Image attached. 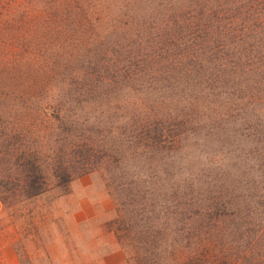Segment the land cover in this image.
Listing matches in <instances>:
<instances>
[{
  "label": "rangeland",
  "instance_id": "rangeland-1",
  "mask_svg": "<svg viewBox=\"0 0 264 264\" xmlns=\"http://www.w3.org/2000/svg\"><path fill=\"white\" fill-rule=\"evenodd\" d=\"M238 1L79 0L33 33L17 84L61 119L18 102L46 184L0 204V264H264V31L222 27Z\"/></svg>",
  "mask_w": 264,
  "mask_h": 264
},
{
  "label": "trees",
  "instance_id": "trees-1",
  "mask_svg": "<svg viewBox=\"0 0 264 264\" xmlns=\"http://www.w3.org/2000/svg\"><path fill=\"white\" fill-rule=\"evenodd\" d=\"M244 2L246 0L238 1L236 6L240 17H231L222 27L246 35L256 31L261 33L259 30L264 31V0ZM79 9V0H0V66L3 67L0 80V142L9 146L7 154L10 158L8 173L4 176L0 173V204H10L18 198L34 197L45 189L44 172L34 162H24V154L18 155V149L11 140L19 134L18 102L30 103L31 99L35 100L33 116L36 121H58L61 116L60 112L53 115L57 107L49 95L53 93L52 89L40 88L47 96L37 98L32 96L33 90L17 84L18 78L23 77L17 66L22 61L26 62L23 63L24 66H37L34 55L36 39L32 40L35 31H39V28L49 29L53 16L58 19L67 17ZM23 71L27 74L26 69ZM51 108H54L53 112H49ZM189 230L190 226L187 227V231ZM195 257L192 254L184 256L180 252L173 260L176 264H206ZM148 258L144 257L143 262H137L143 264ZM154 259L155 257L146 263H153Z\"/></svg>",
  "mask_w": 264,
  "mask_h": 264
}]
</instances>
